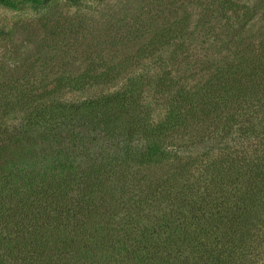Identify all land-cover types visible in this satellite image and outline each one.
I'll list each match as a JSON object with an SVG mask.
<instances>
[{
    "label": "trees",
    "instance_id": "trees-1",
    "mask_svg": "<svg viewBox=\"0 0 264 264\" xmlns=\"http://www.w3.org/2000/svg\"><path fill=\"white\" fill-rule=\"evenodd\" d=\"M51 1L0 30V264H264V0H116L95 44L84 0L0 6Z\"/></svg>",
    "mask_w": 264,
    "mask_h": 264
},
{
    "label": "rangeland",
    "instance_id": "rangeland-1",
    "mask_svg": "<svg viewBox=\"0 0 264 264\" xmlns=\"http://www.w3.org/2000/svg\"><path fill=\"white\" fill-rule=\"evenodd\" d=\"M83 3L84 6H82L77 12H75L73 9H69V11L65 13V16L68 15V18L72 20L75 19L76 21L82 19L84 20V22H87L86 20H88L89 17H92L88 27L85 28L86 30H82V28H79V32L87 33L85 42L93 41L94 44L96 40L102 38V36H105V38L108 40H111L113 37H115L116 32L113 30L114 24L119 23V21H123V24L127 23V21H129L132 16H134L135 9L142 6V4L138 5L137 2L132 3L128 1L126 3H123V1H120L118 3L116 2V0H84ZM63 7L64 2L61 1V11H66V9H64ZM55 8L56 10L58 9L57 3L55 1L45 2L38 7H32L26 4L19 10H10L8 8L0 6V30L8 33L13 29V26L17 22H21L23 25H27L41 17H45L48 12L53 11ZM82 35H80V38ZM5 37V34L0 35L1 60L7 61L9 64L10 59L16 64H19L21 63V61L28 58H30L31 61L34 60V58H31L32 56H29V54L26 52V48L24 47L20 36L16 35V38L13 40V42L5 40ZM115 42L116 41H114L113 45L110 43L101 46L102 48L106 49L107 47L112 46L110 47L111 50H108V53L106 51L101 52L99 50L100 48H93L91 52L103 53V59L108 62L121 61L123 58L122 56L128 51V49H132L133 47L130 45L126 48L121 47L120 44ZM70 51L73 52V50L71 49ZM117 51L119 53L118 58H113L117 54L114 52ZM72 55L73 57H75L74 54H71V56ZM71 56H67L68 61ZM81 64L82 63H79V69L82 68ZM76 69V66L70 67L71 72L74 74L79 71V69H77V71ZM7 75L9 76L10 73H8ZM96 93L98 94V91H93L86 95L76 94L70 96L69 99H83ZM163 114L164 112L160 107H155L154 118L156 119V121L162 119Z\"/></svg>",
    "mask_w": 264,
    "mask_h": 264
}]
</instances>
